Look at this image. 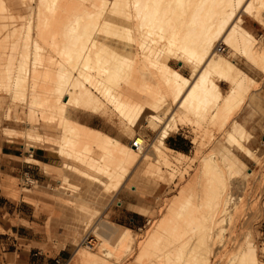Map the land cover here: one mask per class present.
I'll return each instance as SVG.
<instances>
[{"label":"bare ground","instance_id":"1","mask_svg":"<svg viewBox=\"0 0 264 264\" xmlns=\"http://www.w3.org/2000/svg\"><path fill=\"white\" fill-rule=\"evenodd\" d=\"M39 1L45 8L44 16L43 18L37 16L35 23L34 20L32 21V16L36 12L31 11L27 16V26L24 29L26 32L21 38L25 47L31 42L30 46L36 48V53L37 51L41 53L45 47L36 42L34 47L32 32L40 27L39 21H44L46 30L53 28V31L59 33L60 28L65 25L62 26V23L57 21L63 19L65 11L67 13L70 8L72 13L68 11L69 15H66L68 20L67 18L63 20L68 22L66 34L62 33L64 27L63 31L60 30L62 34H57L63 35L62 38L59 37L60 40H53L54 42L51 40L52 48L55 49L53 51L54 53L57 51L60 60L47 56L43 60L42 54L33 57L36 55L33 53L30 58L32 64H20L15 68L18 88L13 91L17 92L19 98H25L30 106L29 120L22 132L23 136L27 140L40 136L41 133L36 135L39 125L37 126L33 120H36L37 112L45 116L43 122L55 123L61 128V137L56 140L55 145L68 174L73 173L80 176L79 178L89 179L112 194L120 189L127 179L129 181L133 169H146L149 172L147 169L155 165L157 160L154 161L155 164L150 163L152 154L142 152L146 141L140 134H135L131 145L125 144L104 131L71 119L69 114L72 110L90 109L104 113L109 109L113 114L118 113L126 127L131 130L138 129L144 123L153 130L161 127L153 144L155 145L153 153L157 157L154 159H158L167 167L173 165L182 167L183 159L187 155L177 152L178 156H176L172 153L174 150L165 146V141L171 134L169 131L176 122L173 119V106L178 108L186 102L187 106L186 103L183 106L191 109V113L193 110L194 114L201 106L213 110L211 117L215 122L216 120L220 122L218 128L224 132L231 115L235 114L232 113L251 97L252 85L257 82L248 71L239 68L236 58H241L246 65L260 74L264 73V38L254 35L238 19L242 14L264 26V0H132L134 2L132 10L137 12L136 15L134 13L135 17L133 15L135 21H132L139 22L138 25L135 23L134 27L136 26L135 33L140 35H136L140 38L139 44L142 47L140 56L133 54L135 48L132 40L135 35L133 34V37L130 35L134 28L130 25L131 18L129 19L128 12L131 8L126 6L131 3L128 4L127 0H113V2L111 0L112 3L109 2V5H105L99 11L91 10L92 6L87 9L82 4L83 10L72 3L74 7L65 9L67 4L63 3L64 0ZM87 1L92 3L93 0ZM94 1L92 5L96 6V0ZM5 10L7 11L6 8ZM104 14L106 17L103 16V22L100 20ZM5 15L8 16L6 13ZM95 17H99V25ZM99 26L104 27V33L102 31L100 33ZM55 27L58 29H54ZM54 35L56 36V33L51 37ZM119 36L121 38L124 36L123 41L129 36L133 39L123 42L115 38ZM162 39L165 41V49L159 47ZM130 40L132 43L129 42ZM224 44L230 48L226 53H224L226 50ZM170 56L189 64L195 70L193 74L201 68L197 78L188 77L173 68L168 63ZM25 61L28 62L27 59ZM39 61L50 63L44 65L46 68L45 72L41 73L42 76L36 67V64L42 63ZM52 66L56 67L55 73L50 69ZM230 68L238 69L237 72L232 70L236 72L235 76L227 72ZM213 73L230 84L225 94ZM39 74L44 81L43 85L39 83L41 86L37 84ZM27 88L31 91L30 95ZM167 104L168 107L161 111ZM197 113L199 115L201 112ZM10 116V113H7L6 120H10ZM196 123L199 125V122ZM171 124L172 128H170ZM234 130L226 129L218 141V152H212L200 161L198 178L206 176L205 190L198 194L183 191L180 197L176 196L170 202L167 213L159 219L154 229L149 231L148 237L139 243L136 259L146 258V264H212L214 262L212 258H217L225 251L223 254L227 260L225 264H264L261 258L263 255L260 256L258 245L250 230L234 249H227L231 236L232 240L238 239L232 234L238 223V216H233V211L238 209L244 200L242 191L248 184L247 181L241 180L247 167L246 163L236 151L247 157L253 155ZM35 131L37 132L34 133ZM7 133L13 135L12 138L21 135L20 131L18 133L13 129ZM47 141L50 142L49 139ZM134 141H137L138 145L134 144ZM97 150L100 151L99 158L95 156ZM156 168L158 169H153L154 173L155 170L160 171L159 167ZM155 183L156 186L159 185V182ZM238 192L241 196L237 194ZM89 211L85 209L81 212L88 215ZM230 223L231 231L228 233L231 235L228 234L230 237L226 236L227 238L224 239ZM95 224L91 231H87L86 236L91 232L101 238V246L99 245L97 252L95 251L97 256L102 257L101 260L111 258V263H114L115 260H123L121 255L125 247L126 250L134 251L137 236L133 230L111 223L103 217H99ZM79 234L74 241L78 246ZM232 240L231 243L234 244L236 241L232 242ZM88 254L90 253L85 255ZM83 257L82 255V260L79 257V260L87 262L88 259L93 258L88 256V259L84 258V260ZM78 263L82 264L79 261Z\"/></svg>","mask_w":264,"mask_h":264},{"label":"rangeland","instance_id":"2","mask_svg":"<svg viewBox=\"0 0 264 264\" xmlns=\"http://www.w3.org/2000/svg\"><path fill=\"white\" fill-rule=\"evenodd\" d=\"M38 1L39 0H0V3H1L0 4V80H1L0 81V182L1 181L5 182L6 188L9 189V186H10L12 190L11 192V191H6L4 189H0V198L3 201L6 199L8 202L9 201L12 202L13 206L14 204H18L20 206L22 203V205L28 208L27 209L28 212L33 215L34 219L44 224V227L46 228L48 233H49V227L51 225L62 228V231L64 232V234L67 235V239L70 242V245L67 248H69V250L71 251L70 257L64 264H71L72 261L75 262V260H73V257L75 255L77 248H78V252H77L78 256L82 254L84 256L83 259L84 258L88 259V256L90 257L92 256V254L96 257L95 258L94 256H92L93 258L90 257L92 258L90 259L91 261L88 259L86 262V261H81L82 260L81 258L82 255H81L79 257L81 259L80 261L82 262V264H146L147 262L146 258L136 259L137 258L136 256L139 251V246H138L139 243L148 237L149 233L154 229L159 219L162 218L167 213L170 202L173 199H175L176 196L180 197L183 191H186V192L189 191V193L198 194V193H202L205 190L206 176L200 177V179L198 178L200 161L204 156L211 154L212 152H216V151L218 152L219 150L218 141L221 138V136L224 135L226 129L227 130L231 129V131L235 129L234 133L242 140V143L245 144V146H247L252 151L253 155L252 157L251 156L247 157L245 154L236 151L237 154L239 153L238 155L241 157V159L246 163L247 167H246L245 172H243L242 174L241 180H245V182L247 181L246 184L248 183L247 184L248 186L246 185L245 189L243 190L244 192L242 191L243 193L242 197L244 200H242L240 207L233 211V214H234L233 216H238V223L232 234L233 236H235V238H238V239L232 240V236H231V240L232 242L236 241L237 243L234 242L233 244L231 243V240H229L227 244L229 246H227V249L228 250L234 249L238 243L244 240L243 237H245L246 232L250 230L253 233L254 239L258 245V252L260 251L259 252L260 256L263 255L261 258L264 262V78H263L264 73L260 74L256 70L251 69L248 65H246V63L241 58H236L237 65L239 66V68H242L243 70L245 69L246 71H248L249 75L255 80H257V82L254 85H252L251 97L247 98L245 102L232 113V114L234 113L235 114L231 115V118H230L231 120L229 124H227L224 132L218 128L220 125V122H218L217 120L215 122V120H213L214 118L211 117L213 116L211 115L213 110L209 108L206 109L204 106L202 108L201 106L199 107V110L197 109L198 111L195 112L196 116L198 115L197 112L199 111L201 112L198 115L199 117L198 116L196 117L195 114L193 113L194 111L192 110V113H191L190 111L191 109H188V107H186L187 106L186 102H185L186 106H183L185 103L178 106V108L173 106V109H174L173 119L176 122L174 124V127L172 124L170 125V128L172 127L173 128L170 129L169 132L172 135L170 134L169 136L179 141L180 146H179V149L174 150L168 147L169 144L168 146L166 145V141H165V146L174 150L176 153L174 151H172V153L176 156H178L177 152H183L187 155L188 158L185 157V159H183L182 167H177L174 165L171 167H167L158 159H154L157 157L153 153V149L155 148L154 147L155 145L153 144H155L154 140L156 139V136L158 135L159 130H161V127L157 128L156 130H153L152 128L148 126H145L147 124L144 123L138 129H135V130L128 129L124 121L122 120V117L118 115V113H114V114L111 113L109 109H107L104 113H98L90 109H84V110L91 111V112H82V114L79 116L80 118L85 117V116L88 117V115H94V116L99 117L100 120L104 121V127L109 132H111L114 136H116L117 138H120L126 144H131L132 139L134 138L136 133L140 134L145 139L146 141L145 146L147 147L146 149V147L144 146V148L142 149V152L146 151V153H148L149 155L152 154L150 163L155 164L156 160L158 162V163L156 162V164L153 166L156 170L158 169L156 168V166L159 167L160 171L156 172L155 170V173H154L153 172L154 168H152L153 166H149V168L147 169L149 170V172L152 169V172L150 173H153V174H150L149 172H147L146 169L144 170H139L138 168L133 169L134 172L132 173L130 180L128 181L126 186L118 192L117 197L115 198L113 202V205H118L117 203L118 200L120 201L125 200L128 203H134V204H129V207L134 210H136V208L140 206V207L147 208L150 212V214H148L149 217H147V221L145 225L140 229H134V233L137 236V239H136L137 244H135V249H134L135 252L129 249L126 250L127 247H125V249L123 250L124 252L121 255L123 259L121 261H116V260L114 261L112 259L114 263H111V258L101 260L102 257L99 255L98 257L96 254L98 247H100L102 243L101 238L93 235L91 232H89V234L86 236L87 231H91L95 227L94 225H96L95 223H97L100 217L99 212L102 208V204L105 201H107V199L109 198L111 199L110 197L112 195L111 192H103L104 190L106 191V189L104 188L103 190V187L100 186L99 184H96L89 179H85L82 177L79 178L80 176L73 174V173H70L69 175L67 170L63 168L62 178L64 180L62 182V187L60 188V191L64 194V197H60L54 194L55 193L54 189L57 188L58 182L54 180L53 178H52L53 182H45L44 184H47V185L45 187L44 186L41 187V189H39L40 187H38L37 184L30 182V180L26 181L28 178H30V176L28 174H25L26 169L22 168V166L27 164V162L24 161L25 156L22 155L20 157H10L7 163L2 162V159H1L2 144L5 141H7L8 143L14 142L16 146L23 145L25 152H29L30 148L40 146L48 150V152L52 156L56 157L59 160V162H61V159L59 158V155H58V151H56L57 145H55L57 142L56 140H58L59 137L61 136V128L57 127L58 126L57 124L55 125V123L52 124V123L43 122V119H46V117L42 116L40 113L37 112L35 114L36 120L34 119L33 121L34 123H36L37 126L39 125L38 126L39 129H38V132L35 131L34 133L37 132L36 135L37 134L40 135L41 133V135L38 136L40 138L38 137L35 138L36 136H34L33 139L27 140L23 136L22 132H24V129L26 127V122L29 120L30 112H29L28 107L30 106L28 105L25 98L22 97L23 99L22 100L21 98H19V96H17V92L13 91L16 88H18L17 87L18 81L16 82L18 78H17L15 68L17 65H20V64L22 65H24L25 63H28V65L32 64L30 62V58L32 57L33 53L36 54V55H33V57L37 56V54H39V56L42 54L43 60L47 57L48 58L55 57V59L57 58L56 60H60V57L58 56L59 54L57 53V51L55 52L57 53L56 55L53 51L55 49L52 48V42H54L53 40L55 41H57V39L60 40L59 37L62 38L63 36V35L59 36L60 34L62 33L66 34V31H67L66 25L68 22L63 21V20H65L64 18H67L68 20V16L66 17V15L68 14V11L69 13H72L71 12L72 8L70 7H74V5L76 7L77 5L78 7L80 6L82 9L83 7L88 9L89 7L92 6L93 9L91 10L99 11L100 9L102 10L105 5H109L110 3L113 2V0L112 2L111 0H96V6H95V5H92L93 2H95L94 0L93 1L91 0L92 3L87 0H84L86 1L85 3L83 0H76V1L75 0L74 1L64 0L63 3L67 4V6L65 5V9L66 7H68L67 9L69 8L70 9L67 11V13L65 11V17L63 19L61 18V20L57 21V22L62 23V26L65 25L64 26L65 28L63 27L65 29L64 32H62L63 28H60V30H62V31L59 30L60 34L56 31H53L52 30L53 28H50V29L48 28L49 30H46L47 27L45 26L44 21L42 20L39 21V24H40L39 25L40 27H38L39 29L36 28V30L32 32L34 47H35V42H36L42 47L45 46L46 48L43 47L44 49L41 50L42 51L41 53L40 51H37L36 53V48H33L32 45H31L32 47L30 46L31 42L28 45V47L27 46L25 47V45H23L22 43L21 38L23 36V33L26 32V30L24 29L27 26V18H28L27 16L28 14H30L31 11L33 13L36 12V14L34 13V15L32 16V21L33 20L37 21V16L38 18L39 17L43 18L44 16L43 11H45L44 10L45 8L42 4L40 5L39 3L40 1L39 2ZM81 1H83V3ZM127 1H128V4L131 3V5L127 4L128 6L126 7L131 8L129 9V12L128 11L127 12H128V16L130 15L129 19L131 18L130 25L131 26L133 25V28H134V30H132L133 33L131 34L129 33V34L132 35V37L134 34L135 35L134 37L136 38V39L129 38L130 37L129 36L128 39H133L132 40L133 43L131 42V40L129 42L134 44L133 48L137 50L135 51V49H133L134 50L133 54L140 56L142 47H140V44H139L140 38L139 37L137 38V36H140V35L137 34V32L135 33L136 26L134 27L135 23L138 22V20L134 22L136 19L134 17L137 14V12L135 10H132V8L134 9L133 1L135 0L133 1L127 0ZM78 2L79 4H77ZM69 3L70 5L68 6ZM71 3L74 5H71ZM82 4H84V6ZM5 8L7 9V11L5 10ZM8 11L11 13H9ZM5 13L8 16H6ZM9 15L11 17H9ZM240 15L239 17L241 18L238 17V19L242 21V25L244 27H246L248 30L253 32V34L256 35L257 37L264 38V26L263 25H260L258 22H256L251 17L245 16L242 14ZM13 16H15L18 19L16 20V18ZM103 16L104 18L106 17L105 14L102 15L101 17L102 20L100 21H103L104 19ZM5 17H9V18L5 19ZM96 17L95 19L99 21L98 18L100 16L98 18ZM100 21L97 22L98 25ZM59 26L62 27L60 24ZM100 27L102 26H99V28ZM103 28H100L101 30L99 29L100 33L101 31L102 33H104ZM54 29H58V28L55 27ZM37 30L39 31L38 33L36 32ZM50 30L53 31V33ZM55 33H56V36L54 35V37L53 36L51 37V35ZM115 38L123 41L124 36L122 38L121 36L115 37ZM128 39L125 37L124 41H127ZM41 43H43V45ZM21 44H22V47H21ZM136 44L137 46H135ZM224 46H226V50L224 51V53H226L227 51H229L230 48L225 44ZM159 47L161 48L163 47V49L166 48L164 40L159 43ZM25 48H28V50ZM20 49L23 51L21 52ZM23 52H25V54ZM26 59L28 60V62L25 61ZM39 62H42V63L36 64V67L38 71L40 70L39 72L41 74L42 72H45L44 71L46 68L45 66L49 65L50 63L48 64V62L46 61H39ZM133 63L135 65L137 64L136 62H133ZM168 63L172 65L174 68H178L183 74L189 77H193V78H197L199 72L201 71V68H199L198 71L196 69L198 73L196 72V74H193L195 73L194 68L189 66V64L185 63L182 59L174 58L171 56L168 59ZM54 67L52 66V68L50 69L51 70L53 69L52 71H54L55 69L56 71V67L55 68ZM233 69L234 68L227 69V72L229 71V74H231V76H235L237 72L236 70H238L235 68L234 70L236 72H234L232 71ZM40 74H39L38 81L36 80L38 86L43 85V82H44L42 81L43 80L41 77L42 74L41 76ZM215 75L216 74L213 73V76L216 79V82L220 85L222 92L225 94L229 90L230 84L224 83L220 77H218L217 75L215 76ZM39 83H42V84L39 85ZM29 85H31V82L29 83ZM9 87L11 90L9 89ZM29 88H27V92L30 95L31 91ZM168 104H170V102ZM168 104L166 106H163L162 107L163 109H161V111H164L168 107ZM183 110H186L187 112L185 111L186 112L185 113ZM175 111H176V114H175ZM7 113H10L11 115L10 120H6ZM188 114H190L191 116ZM202 114H204V116ZM70 115H71V112L69 116ZM200 115L202 118H200ZM208 120L209 121L211 120V122H215V123L212 124L211 122H208ZM46 122L48 121L46 120ZM196 122H199V125ZM171 123H174V122H171ZM179 125H181V128L178 130ZM12 129L17 130L18 133L20 131L19 134L21 135H19V137L14 136L12 138L13 135L11 136L9 135V133H7L9 132V130H12ZM8 135L11 136L10 137L11 139L9 138ZM41 137H43L44 139ZM248 137L249 139L247 140ZM47 139H49L50 142H48ZM96 153H95V156L99 158L100 151L97 150ZM28 154L29 153H26L27 156H29ZM143 171L145 173H143ZM66 175L68 177L69 176L71 177L66 179ZM173 175H175L174 179H173ZM197 178L200 180V182H198ZM155 182H159V185H157L159 186L158 188H156L157 186ZM15 191H16V194H15ZM48 192L50 193V195L47 194ZM237 194L241 196V193L238 192ZM78 207L82 208L81 209L82 212L83 210L85 211V209L86 211L91 210L89 211L90 212L88 214L89 216L85 213H82L80 211V208ZM6 216L10 220H12V222L16 221L15 220V218L17 217L16 214L14 215L6 214ZM101 216H102V213H101ZM25 223L30 225L28 222H25ZM75 225H81L82 228L73 230L74 229L73 227ZM228 229L229 230L225 233V236L223 237L224 239L227 238L226 236H228V234L231 235L230 233H228L231 231V223L228 225ZM74 233L76 234V237H78V234L81 233V235L79 234L80 237L78 238L79 239L78 242L80 243L79 246H77V243L76 245L74 244V241H73L75 237ZM49 239L50 241H53L52 236H50ZM81 245H82L81 247L82 249L80 248ZM64 246L65 244H58L55 246V248L59 250L63 248ZM79 249L82 250L81 253H80L81 250ZM6 250L7 249L2 245L0 241V264H13V259L10 258L6 254ZM88 252L90 254L85 255ZM224 252H222V254H219V256L217 257L218 259L216 257L212 258V262L214 261L212 264H225L227 260L224 258V255H223ZM94 258L96 260H94Z\"/></svg>","mask_w":264,"mask_h":264},{"label":"crops","instance_id":"3","mask_svg":"<svg viewBox=\"0 0 264 264\" xmlns=\"http://www.w3.org/2000/svg\"><path fill=\"white\" fill-rule=\"evenodd\" d=\"M176 69L179 70L178 68ZM223 82L227 83L225 81ZM82 112L91 111L76 109L75 111H71L70 118L92 128L104 131L105 133L117 138L104 127V121L100 120L99 117L88 115V117L85 116L80 118L79 116ZM180 128L181 125L178 126V130ZM117 139L123 142L120 138ZM166 145L174 150L179 149L180 146L179 141L173 139L171 136L167 138ZM26 153H29V156H27ZM22 155L25 156L24 161L27 162L26 165L22 166V168L26 169L25 174L30 176V178L26 181L30 180V182L37 184V186L40 187L39 189H41V187H45L47 185L44 184L45 182H53L54 179L58 182L57 188L54 189V194L64 197V194L60 191L64 180L62 178L64 167L61 157L59 156L61 159V162H59V160L52 156L48 150L40 146L30 148L29 152H25L23 145L16 146L14 142H3L1 155L3 163H7L10 157H20ZM66 179H68L67 175ZM126 183H128V179L127 182L125 181V184L123 183L124 185L122 184L120 189L110 196L111 199L109 198L103 203L99 215L102 213V216L100 217H103L107 221L134 231V229H140L145 225L150 212L147 208L140 206L134 210L129 207V204L134 203H128L125 200H118V205H113L118 192L126 186ZM0 189L12 192L10 186L9 189H7L6 184L3 181L0 182ZM47 194L50 195L49 192ZM1 200L2 199L0 198V241L7 249L6 254L13 259V264H64L68 260L71 255V251L67 248L70 245V242L61 227L51 225L48 233L44 224L34 219L33 215L28 212V208L22 205V203L20 206L18 204H14L13 206L12 202H8L6 199L4 201ZM6 214H16V221L12 222V220L7 218ZM25 222H28L30 225ZM75 226L73 228H82L81 225H79V227L78 225ZM74 235L75 237L73 241L77 239L75 233ZM50 236H52L53 241H50ZM58 244H65V246L57 250L55 246ZM77 250L73 258L76 261H72L71 264H80L78 261L81 262L79 257H77Z\"/></svg>","mask_w":264,"mask_h":264},{"label":"built area","instance_id":"4","mask_svg":"<svg viewBox=\"0 0 264 264\" xmlns=\"http://www.w3.org/2000/svg\"><path fill=\"white\" fill-rule=\"evenodd\" d=\"M134 144L138 145L137 141H134Z\"/></svg>","mask_w":264,"mask_h":264},{"label":"trees","instance_id":"5","mask_svg":"<svg viewBox=\"0 0 264 264\" xmlns=\"http://www.w3.org/2000/svg\"><path fill=\"white\" fill-rule=\"evenodd\" d=\"M253 33V32H252Z\"/></svg>","mask_w":264,"mask_h":264}]
</instances>
